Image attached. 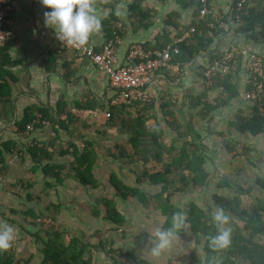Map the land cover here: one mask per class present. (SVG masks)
<instances>
[{"label":"trees","instance_id":"16d2710c","mask_svg":"<svg viewBox=\"0 0 264 264\" xmlns=\"http://www.w3.org/2000/svg\"><path fill=\"white\" fill-rule=\"evenodd\" d=\"M241 1L234 2L233 16L236 22L232 25L226 17L217 20L211 14L201 16L200 0H190L195 10L189 24L185 25L181 22L180 11H173L168 15L167 23L176 31L175 37L172 31H166L157 44L143 46L147 50L156 51L163 50L169 45L174 49L178 45L182 50L194 55L209 51L217 40L229 32H233L235 36L244 35L246 39L257 44L264 43V0H245L240 9ZM142 4V0H135L131 5V12L144 27H147L149 25L147 21L151 20L152 14ZM111 19L117 17L114 15ZM224 22L229 24L228 29L222 25ZM114 24L113 20L106 24L110 32L108 41L114 38L115 33L120 34L117 30H113ZM184 36L186 37L182 42L175 44V39ZM14 42L8 43L2 49L0 67L3 68L5 65L12 67L16 64L8 53L9 47ZM93 45L100 50L104 44ZM233 46L238 50L230 60L233 69L227 73L218 72L213 77L211 86H206L197 95L191 94L189 96L191 107L188 110L179 107L181 104L179 101L168 99L162 103L160 110L170 127V133L174 135L170 142H166L167 130L159 120L157 107H154L152 102H135L131 105H115L111 102L107 106L88 102L83 104V107H77L85 114L101 110L107 116L109 127L119 124V130L123 134H128V146L125 148L131 149L114 150L111 157L114 158V162H119L127 156L129 160L132 156L131 164L140 162L144 164L145 169L140 173L134 172L137 173L135 183L127 182L122 177V171H113L110 182L114 195L96 196L95 201L90 202L92 216L97 220L103 216L105 220L115 225V230L125 227L129 219L125 213L127 208L120 207L117 198L123 203L130 199L134 200L142 210L145 208L160 213L165 217L163 223L165 231L173 227V216L177 213L182 214L185 217L186 227L175 230V235L185 237L188 232L189 236L194 237V243L200 247L197 248L199 251L192 253L186 264H264V176H258L256 179L259 189L255 186L233 185L228 179L220 180L217 183L218 188H228L233 191H229L228 194L215 192L210 198L209 187L213 178V172L209 169L211 158L203 134L196 123L198 118L209 120L215 111L226 108L239 99L243 106L229 122L227 131L215 130L210 134L224 138V146L229 154L246 157L247 160L255 151V146L232 135L256 137L264 135V97L261 101L247 100L243 97L245 91L248 93L254 89L249 76V60L252 55L257 54L263 57L264 62L262 54L250 51L239 41H232L227 49L210 50L208 63L204 65L205 67L201 66L199 73L204 79V70L214 66L216 62L222 63L227 53L233 51ZM243 50H247L248 53L244 54ZM138 62V60L134 61V63ZM171 62L175 63L174 59ZM9 73L8 70L3 69L1 75ZM260 80L264 84V76L260 77ZM6 85L5 80V84L0 85V88ZM243 88L245 91L242 93ZM37 119L40 123H35ZM74 120L72 109H67L63 104L58 107V111L51 107H30L18 126L22 132L29 124H35L33 130L48 126L52 134H55L40 145L34 144L30 148L34 160L31 171L43 170L48 189L62 184L67 178H72L79 182L80 190L83 191L84 188L85 191L95 192L101 187L96 174V169L100 167V146L95 139L86 135L79 140L71 137L62 138V130L69 129V124ZM151 120H155V123L149 124ZM44 121L49 122V125H44ZM84 126L88 127L89 123H84ZM101 133L108 135V131ZM57 155L62 159H68L66 162L59 161L56 159ZM4 163L3 155V166ZM145 183L148 188L151 186L152 190L157 191H148V188L143 187ZM191 189L204 190L203 194L207 197L201 203L192 200L186 207H180L174 201V197L177 194H187ZM253 189L259 191L256 196L253 194ZM32 197L29 194L30 200ZM54 206L55 212L58 213L60 205ZM216 208H223L230 217L231 241L226 248H218L211 243V237L217 234V226L212 220V212ZM12 213H23L26 217L36 219L41 217L29 207L23 211L12 209ZM39 233L40 231L35 236L38 238V243L44 244L41 248L42 264H102L94 258L91 247L108 253L118 251L114 248V241L111 239L107 241L101 239L97 245L92 246L80 237L71 238L67 243L60 231H46V236ZM109 245L111 247H108ZM124 256L133 264H156L152 259L138 257L132 250H127ZM32 259L33 257L17 258L12 248L0 251V264H32ZM113 260V264H126L125 261H119L115 257ZM168 264L174 263L171 260Z\"/></svg>","mask_w":264,"mask_h":264},{"label":"crops","instance_id":"0c3cea01","mask_svg":"<svg viewBox=\"0 0 264 264\" xmlns=\"http://www.w3.org/2000/svg\"><path fill=\"white\" fill-rule=\"evenodd\" d=\"M134 1L94 0L98 14L103 17V27L99 33L93 34L89 41L97 46L107 42L110 32L106 24L113 20L115 22L113 30H117L121 34H119L121 42L117 50L119 65L129 63L130 49L134 44L155 45L162 40L166 31H172L175 37L176 31L167 23L170 13L176 10L180 11L181 22L187 25L192 21L195 10V6L190 4V0H142L143 7L152 14L151 20L147 21L149 25L144 27L132 15L131 5ZM235 1L210 0L211 11L209 14L217 20L226 17L230 24L234 25L236 22L233 16ZM118 5L122 13L119 16L116 15ZM49 10L40 3V0H15L11 21L17 39L9 47L8 53L10 59L16 61V64L12 67L6 65L3 68L0 67V85H4L5 80L7 81L6 88H0V151H2L5 160L4 166L0 170V186H3L1 188L5 194L11 193L13 196L18 195L15 187L24 186V180L29 176L28 173L34 165L33 156L30 152L32 145H40L55 135L52 134L51 128L48 126L38 127L29 134L21 133L18 123L30 107H51L58 111V107L63 104L67 109H72L75 120L69 124V129L62 130V138L71 137L79 140L83 139V135H86L95 139L98 145L103 146V148H99L100 155L106 144L103 142L104 135L101 133L103 131H108V134L111 132L107 140L115 139L117 141H110L112 145H122L124 149H131L130 147L125 148V143L128 142V134H123L119 130V124L115 127H109L104 112L96 110L85 114L83 110L77 108L83 107V104L88 102L103 106H107L111 102L113 104L116 91L111 86L108 76L95 64L86 57H80L74 51H65L62 43L57 39L55 31L44 26V12ZM114 15L117 19H111V16ZM232 41H239L250 51L264 56V43H254L246 39L244 35L235 36L233 32H229L217 40L210 50L227 49ZM210 50L191 55L176 45L173 49L175 62L173 64L180 67V73L175 74L172 70L163 68L160 70L163 77L158 81H153L148 86L153 95L152 104L157 107L159 120L162 121L168 133L166 142H170L174 135L170 133V127L165 121L160 107L168 99L174 102L179 101L181 103L179 107H184L185 110L191 107L189 96L191 94L197 95L206 88L205 81L199 72H201V66L205 67L204 65L208 63ZM3 69L10 73L2 76ZM244 91L243 88L242 93ZM244 93V99L257 100L248 98L246 91ZM242 106L241 100L238 99L230 106L215 111L209 120L196 119L205 143L209 136L216 135L210 134V132L215 130L227 131L225 124L217 127L215 119H218V116L226 115L229 110H233L235 115ZM227 120L229 121L230 118ZM83 123H89V126L85 127ZM154 123L155 120L149 121V124ZM232 136L239 138L236 134ZM111 154L112 152L108 153L109 156ZM105 162L106 164L114 163V160L105 158ZM116 166L117 171L121 172L124 161L117 162ZM36 173L42 182H46L43 170H37ZM78 187L80 190L79 185ZM14 201L5 200V198L0 199V221L11 223L17 230V223L11 222L14 221L11 219L12 209L16 207ZM17 231L14 242L23 238V235H17Z\"/></svg>","mask_w":264,"mask_h":264},{"label":"rangeland","instance_id":"374dc122","mask_svg":"<svg viewBox=\"0 0 264 264\" xmlns=\"http://www.w3.org/2000/svg\"><path fill=\"white\" fill-rule=\"evenodd\" d=\"M233 115V110H229V112H226V115L218 116L219 118L215 119V124L217 127L225 124L229 128V122L235 117ZM228 118H230L229 121L227 120ZM110 134H102L104 135L103 142L106 144L104 151L100 155V167L96 172L101 182V187L95 192H92L94 190H89L91 192L85 191L84 188L83 191L78 190V181L72 178H67L62 184L48 189L46 182L40 180V177L36 173L37 170L34 172L30 170L28 173L29 176L24 180L23 187H15L18 195L13 196L11 193L5 194L2 190L3 186H0V190L2 191L0 193V199L15 200V209L18 211H23L29 207L34 209L38 216L41 215L39 219H36L26 217L23 213L11 212L13 214L11 215V219L14 220L11 222L17 223V235H23L22 240L20 239V241L18 239V242H13L11 247L15 251L17 258L28 259L33 257L32 264H42L43 253L40 247L42 248L44 244L38 243V238L35 235L40 231V235L46 236V231L49 230L62 232L64 240L67 243L70 242L71 238L75 237L85 239L92 246L97 245L101 239L104 241H107V239L113 240L114 248L118 250L117 253H108L105 250L93 249L91 247L94 258L102 264H113L114 257L119 261H125L126 264H133L132 261L127 260V257L124 256L127 250L134 251L138 257L152 259L156 264H168L171 260L174 264H186L190 260L192 253L199 251L197 248L200 247L194 243V237L189 236V233L186 232L185 237L175 235L170 245L161 250L159 255H155L153 249L159 243L156 232L158 229L165 231L163 229L165 217L160 213L151 212L145 208L142 210L137 202L135 203L131 199L123 203L121 202L122 200L117 198L120 207L127 208L125 210L127 212L125 213L129 218L127 225L120 230H115V225L105 220L103 216L100 220L92 216L90 206L92 203L90 202H94L96 196L114 195L110 176L113 171L118 170L116 166L117 162L106 164L105 158L114 159L108 153L114 150L117 151L120 148L123 149V146L112 145L110 141H117L115 139L107 140ZM238 136L239 140L246 141L248 144L255 146V151L249 160L246 157H235L229 154L224 146V138L217 135L207 138L206 143L211 158L209 169L213 172L212 184L209 187L211 191L210 198L215 192L228 194L229 191H233L228 188H218L217 183L225 179H228L233 185L255 186L259 189V186L256 184V179L258 176H264V135L257 137L251 135ZM122 143L124 144V142ZM99 146L103 148L101 144ZM126 146H128V142ZM56 159L66 162L68 158L62 159L57 155ZM130 159H132V156H130L129 160L128 156L122 159L124 161V166L121 170L123 172L122 177L129 183H135L137 173L134 174V172H143L145 170L144 164H140V162L131 164ZM125 163H127L126 166ZM30 182H32L31 185ZM143 187L147 189V183ZM147 190L150 192L157 191L156 189L152 190L151 186ZM203 193L204 190L191 189L187 194H177L174 197V201L180 207L184 208L192 200H196L199 203L204 201L207 196ZM258 193V190L253 189L255 196ZM29 194L33 196L31 200L29 199ZM54 205H60V211L58 213L55 212ZM108 247H111V245Z\"/></svg>","mask_w":264,"mask_h":264},{"label":"built area","instance_id":"2783aa9c","mask_svg":"<svg viewBox=\"0 0 264 264\" xmlns=\"http://www.w3.org/2000/svg\"><path fill=\"white\" fill-rule=\"evenodd\" d=\"M15 0H0V55L2 49L13 41H16L17 34L12 28L11 14L14 10ZM245 0L239 3V8L243 7ZM201 16H206L211 11L210 0H200ZM227 29L230 27L228 23H222ZM194 31V29H193ZM186 36L175 39V44L182 42ZM60 41V40H59ZM61 42V41H60ZM121 42V37L115 33L114 38L105 42L102 49L97 50L96 47L88 43L84 46L68 45L66 42L63 48L67 51H74L80 57L88 58L95 64L105 75L108 76L113 89L116 91L113 99L115 105H131L135 102H152L153 95L149 91V84L153 81H158L163 77L161 71L163 68L172 70L173 73H180V67L173 64V48L172 45L163 50H147L142 44H134L129 53V63L119 65L117 58L118 45ZM233 51L228 52L225 60L216 62L204 70V81L206 86H211L213 77L218 72L227 73L233 69L230 60L234 56V52L238 51L236 46H233ZM247 54V50H243ZM138 60V63L134 61ZM250 72V80L254 85V89L247 93L248 98L261 101L264 97V84L260 77L264 76V62L260 55H252L248 63ZM249 80V81H250ZM40 119V118H39ZM35 120V123H40V120ZM44 125H49V122L44 121ZM35 124L27 125L22 134H29L33 131ZM3 167V154L0 151V168Z\"/></svg>","mask_w":264,"mask_h":264},{"label":"clouds","instance_id":"9594fccd","mask_svg":"<svg viewBox=\"0 0 264 264\" xmlns=\"http://www.w3.org/2000/svg\"><path fill=\"white\" fill-rule=\"evenodd\" d=\"M49 11L44 12V26L53 29L58 40L68 45L84 46L89 43L93 34L99 33L103 27V17L98 14L94 0H40ZM117 6L116 15H121ZM212 220L217 226V234L211 237L212 245L226 248L231 241L230 217L223 208L212 212ZM186 227L185 217L177 213L173 216V227L166 231L157 230L159 243L153 249L155 255L167 248L175 236V230ZM16 228L0 221V251L12 247L16 239Z\"/></svg>","mask_w":264,"mask_h":264}]
</instances>
